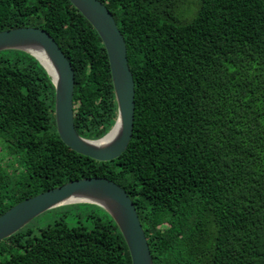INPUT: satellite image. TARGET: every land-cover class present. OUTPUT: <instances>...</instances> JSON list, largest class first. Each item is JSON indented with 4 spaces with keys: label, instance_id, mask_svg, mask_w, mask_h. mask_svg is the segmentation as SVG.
I'll return each mask as SVG.
<instances>
[{
    "label": "trees",
    "instance_id": "obj_1",
    "mask_svg": "<svg viewBox=\"0 0 264 264\" xmlns=\"http://www.w3.org/2000/svg\"><path fill=\"white\" fill-rule=\"evenodd\" d=\"M100 1L135 80L129 147L106 163L72 151L57 131L46 70L25 52H1L0 139L10 161L0 160V216L69 182L107 178L132 198L154 264H264V0ZM24 27L47 31L72 63L78 133L108 134L118 109L94 27L69 0H0V32ZM19 159L16 191L6 169ZM109 219L23 229L6 240L14 253L1 246L0 264H132Z\"/></svg>",
    "mask_w": 264,
    "mask_h": 264
},
{
    "label": "water",
    "instance_id": "obj_2",
    "mask_svg": "<svg viewBox=\"0 0 264 264\" xmlns=\"http://www.w3.org/2000/svg\"><path fill=\"white\" fill-rule=\"evenodd\" d=\"M99 34L106 48L118 117L104 137H82L75 126V70L56 40L45 30L34 27L0 32V53L22 51L34 57L46 70L56 89L57 131L72 151L98 162H112L129 147L133 138L136 110L135 80L131 71L126 41L114 16L100 0H69ZM35 45L51 60L55 75L26 48ZM115 132V133H114ZM91 203L105 209L119 227L130 251L132 264H154L150 246L136 206L128 192L107 178H85L24 200L0 216V242L23 230L42 214L70 204Z\"/></svg>",
    "mask_w": 264,
    "mask_h": 264
},
{
    "label": "rangeland",
    "instance_id": "obj_3",
    "mask_svg": "<svg viewBox=\"0 0 264 264\" xmlns=\"http://www.w3.org/2000/svg\"><path fill=\"white\" fill-rule=\"evenodd\" d=\"M9 157V152L7 151V149H5V146L0 139V160L6 165V163H9L8 160L10 161ZM18 162L20 165L18 164L16 170L15 167L11 168L12 172H8V170L6 169V172L9 176L8 178L10 180V186L12 188H16V185L23 181L22 171L24 170V167L22 163H20V159ZM13 171H15V173ZM18 189L19 188L13 190L18 191ZM109 216V213L105 209L96 204H70L52 209L42 214L41 216L33 220L30 224H28L24 229H31L33 231V235H40L41 229H45L58 221H64L70 226H75L83 223L87 227H92L96 224L97 220L108 223L110 220ZM1 246L7 247L13 253L16 251V249H14L15 247L12 248V243H10L9 241H1L0 248Z\"/></svg>",
    "mask_w": 264,
    "mask_h": 264
},
{
    "label": "bare ground",
    "instance_id": "obj_4",
    "mask_svg": "<svg viewBox=\"0 0 264 264\" xmlns=\"http://www.w3.org/2000/svg\"><path fill=\"white\" fill-rule=\"evenodd\" d=\"M26 48L28 49L29 52H31L34 56H36L40 60V62L51 73V75H55L54 66L43 49L35 45H29Z\"/></svg>",
    "mask_w": 264,
    "mask_h": 264
}]
</instances>
